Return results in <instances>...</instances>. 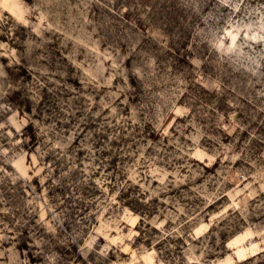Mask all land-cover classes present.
<instances>
[{"label": "rangeland", "instance_id": "rangeland-1", "mask_svg": "<svg viewBox=\"0 0 264 264\" xmlns=\"http://www.w3.org/2000/svg\"><path fill=\"white\" fill-rule=\"evenodd\" d=\"M0 264H264V0H0Z\"/></svg>", "mask_w": 264, "mask_h": 264}]
</instances>
